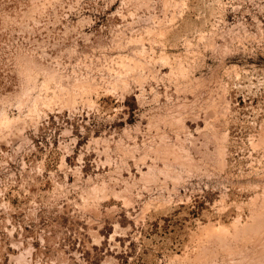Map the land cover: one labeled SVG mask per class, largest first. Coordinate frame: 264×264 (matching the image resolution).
Returning <instances> with one entry per match:
<instances>
[{
	"label": "rangeland",
	"instance_id": "rangeland-1",
	"mask_svg": "<svg viewBox=\"0 0 264 264\" xmlns=\"http://www.w3.org/2000/svg\"><path fill=\"white\" fill-rule=\"evenodd\" d=\"M0 264H264V0H0Z\"/></svg>",
	"mask_w": 264,
	"mask_h": 264
}]
</instances>
